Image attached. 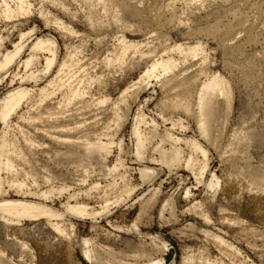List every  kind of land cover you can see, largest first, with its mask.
I'll return each mask as SVG.
<instances>
[{
    "label": "rangeland",
    "instance_id": "rangeland-1",
    "mask_svg": "<svg viewBox=\"0 0 264 264\" xmlns=\"http://www.w3.org/2000/svg\"><path fill=\"white\" fill-rule=\"evenodd\" d=\"M20 1L28 11L27 14H14L9 19L0 15V52H13L16 47L22 44L25 46L21 57L16 58L8 72L0 73V77H3L0 78V101L19 86L32 91L45 86L55 77L62 62L74 57L78 64L75 74L80 78L85 76L95 79L82 86L85 98L90 101L107 98L109 103L103 110L98 111L97 108L94 115L83 112L77 105H71L62 123L70 130L79 124L89 126L92 134L101 133L105 142H111L110 153L104 156L102 162L89 163L90 165L87 161L83 163L89 165V173L85 174V169L69 154L67 147L56 142L59 135L52 136L53 133L61 132L49 126L53 124V119H47L44 123L48 125L46 130L50 133L42 130V123L38 122L41 128L38 130L18 119L21 114L32 113L36 109L33 107L35 102H23L11 116V130L19 141V147L23 138L18 134L17 125L27 136L33 138L35 145L25 152L31 165L42 174L36 183L28 180L30 191L19 193L6 185L3 198L41 202L63 212L65 220L73 225L75 239L71 242L72 245L69 244V241L53 232L45 220H26L24 227L36 226L39 231L36 233L41 239L71 246L68 251L77 264H92L79 245L80 240L86 238L97 242L101 254L103 249L126 251L129 248L127 246L141 243L150 252L152 250L149 259L134 261L132 257H128L121 264H146L151 258L152 261H162L161 264H182L188 253L206 255L210 262L218 264H264V227L258 226L259 223L248 217L241 207L238 206V209L237 205L230 204L224 185L231 173L228 163L231 151H237L243 158L241 167L248 165L258 170L259 175L264 178V39L259 45L247 46L241 57L226 56L219 49L215 36L207 32L208 27L217 24L223 29L241 15L244 20L253 22L256 16L254 6L259 0H226L227 3L225 0H156L158 8H161L160 17L164 25V28L158 30L156 23L152 21V24L148 15V9L154 0ZM18 2L0 1L3 7L8 6L11 10L17 9ZM44 38H51L56 42L57 57L54 66L45 73L46 58H51V54L40 52L36 55L37 61L25 70L22 62L30 55V46ZM123 39L139 44L138 50L130 54L123 65L107 67L105 61L114 58ZM175 45L183 48L199 46L202 50L201 55L184 61L176 70L181 67L190 68L189 73L193 74L204 65L208 76L219 75L229 83L231 107L225 125H217L216 133L222 132L217 145L200 136L193 115L170 107L172 101L169 102V99L180 94L179 90L176 93L169 89L175 93L167 91L168 94L154 76L150 80L140 81L153 61L171 56L177 58L178 55L171 51ZM142 53L146 56L140 59L139 55ZM203 56L206 57L204 64L201 61ZM28 74L35 75V79L26 78ZM206 74L200 76L201 81L206 79ZM98 78L103 81L102 85L96 82ZM125 91L127 93L123 97ZM36 94L37 92L34 93V101L39 100ZM53 98L45 101L44 106L54 105L58 98ZM122 98L125 102L121 101ZM164 100H167V106L163 108L161 102ZM221 102L218 117L224 120V103ZM117 106L121 109L119 116H126L122 123H119L116 115ZM139 114H144L149 124L156 123L160 132L170 130L173 128L172 124H176L172 133L181 138L197 140L207 151V170L203 177L197 179L184 164L169 169L151 160V157H159L153 151L156 142L147 145L143 159L137 158L136 141L132 133L134 118ZM145 126L142 125L144 131ZM3 127L0 120V132ZM52 131L55 132L51 133ZM235 136L244 140L243 148L230 145ZM180 146L185 150L186 156L190 155L189 148L183 143ZM168 147L167 145L166 148ZM198 157L200 161L203 160L201 155ZM114 166H117L118 174L108 175L105 169ZM145 167L156 171L157 175L153 180L141 177L140 169ZM47 174L50 175L49 181L43 176ZM212 175L220 182L215 189L208 187ZM236 182L241 198L248 197L251 189L249 179L241 177ZM95 184L98 189H91L90 186ZM112 184L115 187H110ZM126 185L133 189L132 195L127 197L123 194L125 196L117 200ZM52 187L56 193L46 200L40 193L49 191ZM60 190L61 193L58 192ZM154 193L157 194L154 205L146 210L139 223L136 222L141 204ZM72 196L97 212L101 211L106 204L104 199L107 198L109 213L98 215L95 219L64 213L68 201L75 204ZM170 196L175 198L174 217L169 210L160 216L163 201ZM192 207H196L197 211H191ZM233 221L235 225H231ZM3 224L0 218V239L4 237ZM216 236L225 240L222 246L217 242ZM154 247L155 252L152 249ZM228 250L233 251L232 255Z\"/></svg>",
    "mask_w": 264,
    "mask_h": 264
},
{
    "label": "bare ground",
    "instance_id": "bare-ground-1",
    "mask_svg": "<svg viewBox=\"0 0 264 264\" xmlns=\"http://www.w3.org/2000/svg\"><path fill=\"white\" fill-rule=\"evenodd\" d=\"M4 1L5 0H3V3ZM18 1V7L15 10H11L8 6L3 7V4L0 3V15L5 19H9L14 14H16V16L27 14L28 11L24 9L25 6L23 7V2L20 0ZM254 8L256 10V16L255 20L253 19V22L251 23L249 20H244V16L241 15L240 18L235 19V22L223 29H221L218 24L207 28V32L215 36L219 49H221L224 55L241 57L247 46L259 45L262 38L264 39V0H259ZM148 10L149 18H151V22L154 21L156 23L157 30L164 28L160 17L161 8H158L156 0L153 1V5H151ZM154 22H152V24ZM22 37H24L23 34ZM21 44L19 43V45ZM22 45L16 47V50L14 49L13 52H0V73L9 70L16 58L19 56L21 57L23 48L25 49V46ZM30 47L31 53L28 58L22 62L23 67L27 70L37 61L36 55L38 53L47 52L51 54V58H46V67L44 66V70H46L45 73H47L56 62V42L51 38L38 39ZM138 47L139 44L127 42L125 39L121 40L118 52L112 60L107 59L105 65L107 67H110V65H123L127 61L128 56L135 53L138 50ZM171 51L178 55L177 58L171 56L167 59L161 58V60L153 61L151 66L141 76L140 81L150 80L151 77L154 76L159 79L163 91L170 92L169 89H173L176 92L179 90L180 94H176V96L174 95L175 97H173V99L171 98V100L169 99V102L172 101L169 104L170 107L174 110H183L187 115H193L200 136L207 139L209 142L211 141L214 145H217L222 133L220 132V129L218 130L220 133H216L218 129L217 125L222 127L225 125L231 107V90L229 83L219 75L208 76L204 65L193 74L189 73L190 68L184 69L181 67L176 70L184 61L202 54V50L199 46L183 48L180 45H175L171 48ZM147 54H150V52ZM144 56L146 55L142 53L139 55V58L142 59ZM73 58L74 57L62 62L55 77H53V79L45 86L36 89V91L19 86L20 88L18 87V89H15L12 92L10 91V93L0 101V120L4 124V127L0 132V197H2L0 200V218L4 222V237L0 239V264H77L72 260L73 257L71 252L68 251L71 246L69 247L63 243L60 244L61 242L59 244H55L54 242L50 243L49 239L43 240L36 233L39 232L36 229V226L28 228V226L24 227L23 224L26 220L30 222L45 220L47 226H49L53 232L58 234L62 239L69 241V244L72 245L71 242L75 239V236L73 235L74 233H72L73 225L71 222L65 220V214H63V212L60 213L54 210L51 206L41 202L3 198V195L6 193V185L11 189H15L19 193H23L25 190L30 191L28 180L30 179L33 183H36L42 174L38 172L36 167L31 165L25 152L26 149L30 150L35 145L33 138L27 136L21 127L17 125L16 128L18 129V134L23 138V142L19 147V141L17 140L15 133H12L11 130V127L13 126L11 116L23 102L30 100L35 102L33 107L36 109L33 110L32 113L25 112V114H21L18 119L24 123L31 124L38 130L41 129L38 124L42 123V126H44L42 130L46 133L50 132H47L46 126L48 125L44 123L47 119H53V124L49 126L51 129H56L57 131L60 130L61 132L53 133L55 131H52V136L56 134L59 135L56 142L67 147L69 154H72L79 166L82 169H85V174L89 173V165L91 163L104 160V156L110 153L111 142H105L101 137V133L94 134L93 132L92 134L89 126H84L83 124H79V126L70 130L66 124L62 123V119L65 118L68 108L71 105H77L83 112H88L90 115H94L97 108H99L98 111L103 110L105 105L109 103L107 98L93 99L91 101L85 98L82 86L94 82L95 79H88L85 76L80 78L77 76L75 74V68L78 64ZM201 61L204 64L206 62V57L203 56ZM205 74L206 79L201 81L200 76ZM35 77L36 76L33 74L26 75V78L28 79H35ZM1 79H3V77ZM96 82L98 85L103 84V81L99 78L96 79ZM35 92H37L36 95L39 96V100L36 101L33 99ZM169 92L167 93L169 94ZM173 92L171 90L170 94ZM126 93L127 92L125 91L122 96L124 97ZM54 96H57L58 98L54 103L55 106H44V102ZM52 100H54V98ZM124 100L125 99L122 98L121 101L125 102ZM220 100H223L222 102L224 103L223 109L226 117H224V120L218 117L221 110L219 103L221 102ZM166 103L167 100H164L161 102V106L163 108L166 107ZM115 108L116 115L119 118L118 121L119 123H122L126 116H119L121 109L118 106ZM142 125H146L145 131L142 129ZM175 125L176 124H172L173 128L170 130L167 129L164 132H160L157 124L154 122L149 124L144 114L137 115L134 118V128L132 133L136 141L135 155L137 158L143 159L147 145L156 142L153 151L157 152L159 157L157 159L151 157V160L157 161L162 166H166L169 169L184 164L186 168L192 170L197 179H199L200 177H203V174L207 170V151L197 140L181 138L172 133ZM76 131H78V133H76ZM70 133L71 135H69ZM75 133L78 134L77 137L75 136ZM182 143L191 150L190 155L186 156L185 150L180 146ZM243 143V139L239 136H235L230 145L233 147H242ZM167 145L169 146L168 148H166ZM199 155L203 157V160H199ZM228 158L229 162H227L230 163L231 173L227 180L225 179L226 181L224 182V185L226 187L225 192L228 194L230 204L233 203L237 205V207H241L248 217H251L259 223L258 226L260 225L261 227H264V178L259 175L258 170L250 168L248 165L247 167H241L240 163H244V161L237 151H231ZM85 161L90 164H83ZM105 170L108 175L118 174L117 166ZM140 175L144 179L153 180L157 173L155 170L145 167L140 169ZM43 176L46 181L50 180L49 174ZM241 177H247L250 183L251 189L248 193L249 196L246 198H241V193H239L240 190H238L237 187L238 183L236 180ZM219 185V180H216L215 175H212L211 180L208 182V187L210 189H215ZM90 187L91 189H98V185L96 184ZM110 187H115V185L112 184ZM58 192L61 193L62 190ZM132 192L133 189L126 185L117 200H121L122 196H125L123 194H126L127 197L131 196ZM55 193V189L52 187L49 191L40 194L47 200ZM156 196L157 194L154 193L150 199L141 204L140 215L136 222L139 223L141 218L145 215L146 210L154 205ZM72 197L75 199V204H71L70 201H68L65 205L66 211L64 213H69V215L71 214L77 217L87 216L93 219L98 217V215L109 213V200L107 198L104 199L106 204L102 206L100 212H97L90 209L88 207L89 205L87 206V204L79 202L75 196ZM175 205V198L173 196L168 197L163 201L159 215L161 216L164 214L163 212L169 210L171 216L174 217ZM192 208L191 211H197L196 207ZM136 224L137 223H135V225ZM233 224L235 225L234 221L231 225ZM212 237H214V235ZM218 237L216 240L222 246L225 240L222 241ZM79 245L83 250L84 256L88 261L92 262V264H121V262H125L128 257H132L134 261H140L152 255V250L150 252L142 243L139 245L127 246L129 248L126 251L121 250L115 252L111 248L103 249V254H101L97 242L92 241V239H81ZM216 245L218 246V244ZM152 249H154L153 251L155 252L156 247ZM226 251L227 250H225V252ZM232 252H229L230 255H232ZM199 255L197 256L193 255V253H188L185 258L183 257L184 260L182 264H218V262L215 263V261L210 262L208 258H206V255ZM233 255L235 254L233 253ZM232 259V261H234V258ZM161 263L162 261H152L151 258L146 264Z\"/></svg>",
    "mask_w": 264,
    "mask_h": 264
}]
</instances>
